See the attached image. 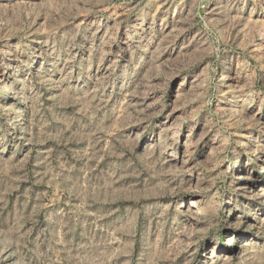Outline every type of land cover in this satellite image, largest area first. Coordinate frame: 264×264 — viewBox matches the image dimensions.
<instances>
[{
    "label": "rangeland",
    "instance_id": "1",
    "mask_svg": "<svg viewBox=\"0 0 264 264\" xmlns=\"http://www.w3.org/2000/svg\"><path fill=\"white\" fill-rule=\"evenodd\" d=\"M0 264H264V0H0Z\"/></svg>",
    "mask_w": 264,
    "mask_h": 264
},
{
    "label": "bare ground",
    "instance_id": "2",
    "mask_svg": "<svg viewBox=\"0 0 264 264\" xmlns=\"http://www.w3.org/2000/svg\"><path fill=\"white\" fill-rule=\"evenodd\" d=\"M14 100L16 101V100H18V99H13V101H14ZM18 101H19V100H18ZM194 204H195V203H191L189 206H194Z\"/></svg>",
    "mask_w": 264,
    "mask_h": 264
}]
</instances>
